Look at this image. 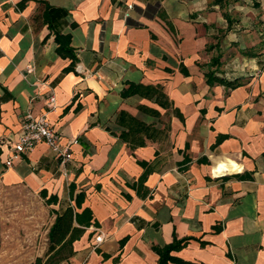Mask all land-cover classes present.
Returning a JSON list of instances; mask_svg holds the SVG:
<instances>
[{
  "label": "crops",
  "instance_id": "obj_1",
  "mask_svg": "<svg viewBox=\"0 0 264 264\" xmlns=\"http://www.w3.org/2000/svg\"><path fill=\"white\" fill-rule=\"evenodd\" d=\"M20 1L0 0V188L45 191L57 198L47 206L56 212L84 194L80 209L97 225L60 264H156L151 246L173 235L191 238L170 253L188 263L264 264V36L252 22L225 31L223 17L224 7L245 0H22L17 8ZM38 2L51 9L52 30L69 35L73 72L62 73L69 61L55 54L46 26L33 23ZM243 49L255 52L230 56ZM229 52L216 75L246 82L227 92L207 86L210 57ZM129 84L158 85L168 109L136 94L122 98ZM27 110L45 115L61 145L76 140L67 162L38 143L3 164ZM119 112L154 130L143 146L119 139ZM217 135L227 138L211 148ZM183 156L189 161L180 165ZM137 162L150 169L141 185ZM241 174L250 179L233 177Z\"/></svg>",
  "mask_w": 264,
  "mask_h": 264
},
{
  "label": "trees",
  "instance_id": "obj_2",
  "mask_svg": "<svg viewBox=\"0 0 264 264\" xmlns=\"http://www.w3.org/2000/svg\"><path fill=\"white\" fill-rule=\"evenodd\" d=\"M224 1L225 0H213V4H219L222 6ZM23 3L24 1L21 0L17 4V8H21L23 6ZM38 4L42 6V10L40 13L35 14L32 17L33 23L38 20L40 25L46 26L49 33H52L53 35L55 54L61 59H67L69 61L68 65L62 69V73L73 72L76 63V57L73 49L69 45V35H62L58 32L53 31L49 20V12L51 9L44 2H38ZM223 17L226 21V26L228 27V25L230 24V20L226 16V14H223ZM207 65L209 68H213L212 70L207 69V71L203 74L205 84L209 87L219 85L224 88L225 92H227L229 90H233L237 87L243 86L246 82V78L242 77L226 80L225 78L217 76L216 74L218 57L210 58ZM179 70L183 75L186 74L182 67H180ZM135 94L146 99H153V102L162 109H168L169 107V104L167 103L166 98L162 94L161 89L158 85L142 86L129 84L127 88L123 89L120 92V96L122 98ZM140 109L147 114L157 116V113L153 110L144 107H140ZM173 113L179 119V121H182V117L177 110L174 109ZM117 123L124 127V130L121 131L118 135L119 139L126 142L130 148L143 146V138L150 139L151 133L154 132V130H152L149 126L136 121L124 112H119L117 114ZM226 138V135H217L211 148L215 147ZM188 161L189 160L186 158V156H183L180 165L185 164ZM205 162L206 160L204 157L196 160L197 164H204ZM137 164L143 169V172L136 180V184L141 185L146 176L149 174L150 169L145 162H137ZM233 177L239 180L250 179V177L246 174L234 175ZM72 192L73 186L69 185V197H72ZM38 197L43 201V204L45 206L53 205L57 201V198L54 195L46 196L45 191L42 190L38 192ZM83 199L84 194L82 192H78L73 197V207L66 206L60 212L50 210V213L54 215V218L46 233L48 253L43 259L36 258L32 264H60L64 261H67L73 255L72 243L78 240L85 229L90 225H97V223L93 220L91 212L88 208L80 209ZM79 209L80 211L78 212L77 210ZM213 230L216 231L217 228L214 227ZM189 240H191V238L177 239L173 235L172 240L169 244L161 247L151 246V251L154 252L157 256L156 264H192L170 255L171 252L179 251Z\"/></svg>",
  "mask_w": 264,
  "mask_h": 264
},
{
  "label": "rangeland",
  "instance_id": "obj_3",
  "mask_svg": "<svg viewBox=\"0 0 264 264\" xmlns=\"http://www.w3.org/2000/svg\"><path fill=\"white\" fill-rule=\"evenodd\" d=\"M233 3H235L234 9ZM225 9V14L232 23L229 25H237L238 30H242V24L252 22L254 30L261 33L260 37L264 36V0L233 1L228 7H224ZM227 9L230 10L227 11ZM229 25L225 31L229 30ZM222 37L223 35L219 32L216 37L217 47ZM213 47L210 46L208 51ZM243 51L246 52L233 51L232 55L229 52L223 56L222 53H217L210 58L218 57L217 68H219L226 63L229 55L232 57L238 55L246 59L255 52L246 49ZM221 58L222 61H219ZM242 65L241 62L240 66ZM50 210L43 204L37 192L24 185L0 188V264H32L36 258L45 257L47 254L46 232L52 218Z\"/></svg>",
  "mask_w": 264,
  "mask_h": 264
},
{
  "label": "built area",
  "instance_id": "obj_4",
  "mask_svg": "<svg viewBox=\"0 0 264 264\" xmlns=\"http://www.w3.org/2000/svg\"><path fill=\"white\" fill-rule=\"evenodd\" d=\"M127 10H131L129 6ZM128 14L125 13L124 17ZM47 108H52L53 96L50 95L47 100ZM44 144L53 154L55 159L59 160L60 164H64L70 159L69 146L76 144V140L61 145L58 135L54 130L52 124L45 117L44 114L33 115L30 111H25L22 117L20 131L11 144L9 154L4 161L6 167L10 166L12 161L20 154L30 151L36 144ZM95 244L101 242V237L97 236L94 239ZM86 264V263H84Z\"/></svg>",
  "mask_w": 264,
  "mask_h": 264
}]
</instances>
